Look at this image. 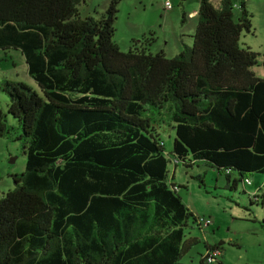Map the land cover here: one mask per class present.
Instances as JSON below:
<instances>
[{
    "label": "trees",
    "instance_id": "1",
    "mask_svg": "<svg viewBox=\"0 0 264 264\" xmlns=\"http://www.w3.org/2000/svg\"><path fill=\"white\" fill-rule=\"evenodd\" d=\"M78 2L0 0V50L20 51L42 93L0 80V137L14 117L25 155L0 197V264H181L195 243L187 218L197 223L168 178L170 158L204 162L230 188L264 175V76L239 43L251 13L245 0H199L191 45L168 58L119 49V0L98 19L80 18ZM162 110L171 157L153 123ZM219 243L204 249L220 257Z\"/></svg>",
    "mask_w": 264,
    "mask_h": 264
},
{
    "label": "rangeland",
    "instance_id": "2",
    "mask_svg": "<svg viewBox=\"0 0 264 264\" xmlns=\"http://www.w3.org/2000/svg\"><path fill=\"white\" fill-rule=\"evenodd\" d=\"M217 1L210 0L213 5ZM109 2L79 0L76 6L78 16L98 19ZM165 2H169V8L165 7ZM198 3L199 0H119L112 40L122 51L145 45L150 53L162 52L165 57H173L184 45L192 43L196 16L188 14V11L197 9ZM245 3L251 13L252 33H241L239 43L258 53V63L251 70L258 77H263L264 68L259 63L264 55V0H245ZM5 77L42 95L37 83L28 75L24 57L18 49L0 50V80ZM7 103V95L0 92V110L3 113ZM163 110L161 116L155 112L152 114L153 123L164 152L171 157L174 123L169 113ZM6 121L11 130L0 137V197L15 187L12 175L20 174L25 167L18 122L10 115ZM171 158L167 166L168 178L178 186L176 191L181 201L195 219L209 220V224L200 229L192 216L187 218L185 234L200 240L190 246L180 263H198L205 241H221L223 264H264V195H261V189H256L258 181L263 183L264 175L252 173L248 177L250 185L243 186L239 180L235 188H230L225 175L204 162L188 167L180 163L173 166ZM233 176L238 174L232 171L230 178ZM261 188L264 190V186ZM252 192L255 196L251 195ZM204 234L206 238L202 241Z\"/></svg>",
    "mask_w": 264,
    "mask_h": 264
},
{
    "label": "built area",
    "instance_id": "3",
    "mask_svg": "<svg viewBox=\"0 0 264 264\" xmlns=\"http://www.w3.org/2000/svg\"><path fill=\"white\" fill-rule=\"evenodd\" d=\"M165 7L166 8L170 7L169 2H165ZM226 172H228V171H226ZM243 184L244 185H250L251 184L248 177L243 178ZM175 189H176V187H175ZM196 223H197V225H199V227L201 229L203 226H206L209 224V220L197 218ZM219 254H220L219 250L215 247H212L209 250H205V252L203 254V260H204L205 264L217 262V260L219 258Z\"/></svg>",
    "mask_w": 264,
    "mask_h": 264
},
{
    "label": "crops",
    "instance_id": "4",
    "mask_svg": "<svg viewBox=\"0 0 264 264\" xmlns=\"http://www.w3.org/2000/svg\"><path fill=\"white\" fill-rule=\"evenodd\" d=\"M188 14H190V15H192V16H196L195 14H196V9H191L190 11H188ZM183 19H184V17H183ZM174 166V165H173ZM174 176V172H173V175H172V177ZM249 177V176H248ZM259 182V181H258ZM257 182V184H259L258 186V188H256L257 190H262V196L264 195V190L261 188V186H264V181H263V183H261V182H259L258 183ZM252 194H255V192H252ZM251 194V195H252ZM250 199V198H249ZM185 237L186 238H194L195 239V242H198L200 239L199 238H197V237H195V236H193V235H186L185 234ZM203 238V237H202ZM201 238V240L203 241V240H205V238H206V235L204 234V239H202ZM219 242H221V241H217V242H209V241H205L204 242V244H203V246L205 247V246H212L213 244H217V243H219ZM219 244H221L222 245V242L221 243H219ZM204 252H205V249H203V252L199 255V260H201L202 261V257H203V254H204ZM221 258H222V256H220L219 257V260H218V262H217V264H223L222 263V261H221ZM196 264H199V263H196ZM227 264V263H226Z\"/></svg>",
    "mask_w": 264,
    "mask_h": 264
}]
</instances>
